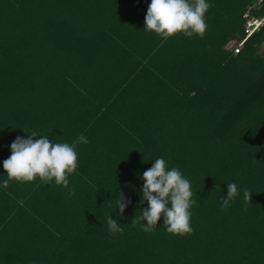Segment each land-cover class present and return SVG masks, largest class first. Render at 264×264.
Masks as SVG:
<instances>
[{"label": "trees", "instance_id": "1", "mask_svg": "<svg viewBox=\"0 0 264 264\" xmlns=\"http://www.w3.org/2000/svg\"><path fill=\"white\" fill-rule=\"evenodd\" d=\"M206 2L202 37L164 39L144 30L151 0H0V181L17 137L78 156L68 187L37 177L30 213H0V264H264V24L247 36L256 0ZM160 157L191 183L189 234L131 224Z\"/></svg>", "mask_w": 264, "mask_h": 264}, {"label": "clouds", "instance_id": "2", "mask_svg": "<svg viewBox=\"0 0 264 264\" xmlns=\"http://www.w3.org/2000/svg\"><path fill=\"white\" fill-rule=\"evenodd\" d=\"M209 7L206 0H151L145 16L144 30L155 32L164 39L178 33L187 37L194 34L202 37L207 27L204 17ZM28 136V139L17 137L11 144V155L3 161V168L8 177L3 181V185L7 187L10 180L32 182L39 177L43 182L54 181L57 185L68 187V176L75 173L78 167L74 146L68 143H53L48 136L33 139L38 137L36 133ZM75 143L87 144L88 140L80 135L73 142ZM143 180V200L147 201L148 207L142 211L139 218L135 216L132 219V226H136L141 220L146 221L142 230L151 232L163 216L168 233H191L190 209L197 201L192 199L191 183L182 176L181 171L175 167L169 170L165 159L160 157L143 173ZM237 192L235 183L227 184V196L223 198L222 210L229 207ZM120 193L116 209L122 214L128 202L123 193ZM244 201L246 205L251 201V191L247 189L244 190ZM106 223L110 233L123 232V228L112 216L106 217Z\"/></svg>", "mask_w": 264, "mask_h": 264}, {"label": "crops", "instance_id": "3", "mask_svg": "<svg viewBox=\"0 0 264 264\" xmlns=\"http://www.w3.org/2000/svg\"><path fill=\"white\" fill-rule=\"evenodd\" d=\"M94 97H96V96H94ZM93 113L95 114V112H93ZM88 114H89V112H88ZM94 114H92V115L95 117ZM95 118L97 119V117H95ZM81 124L82 125L80 127L82 128V131H84L85 127H89V126H86L85 120ZM80 133L81 132H79V134ZM75 135L77 137H79L78 134H75ZM62 143H64V142H62ZM66 143L72 144L69 142H66ZM80 144L81 143H77V146H79ZM86 145L87 144H81L79 148H82ZM0 176H1V174H0ZM1 180H3V179L1 178ZM0 182H2V181H0ZM37 184H38V181L34 180V181L28 182V183H19L16 186L7 185V187H5L3 185V182H2V184L0 185V213H10L14 208L17 207L18 204H20L22 206L26 205V206H24V209L17 210L18 213H30L31 212L30 211L31 200L29 201L30 203L28 205L24 204V203H25L26 199H28L26 197H28L30 195V192L33 189H37V186H38ZM4 191H6V193H3ZM7 193H9V194H7ZM25 193H27V194L24 195ZM7 195H9V198ZM13 211H15V210H13Z\"/></svg>", "mask_w": 264, "mask_h": 264}, {"label": "built area", "instance_id": "4", "mask_svg": "<svg viewBox=\"0 0 264 264\" xmlns=\"http://www.w3.org/2000/svg\"><path fill=\"white\" fill-rule=\"evenodd\" d=\"M263 0H256L257 4H261ZM251 13H247L246 16L248 17L246 21V29L245 32L247 35H250L252 32H254L256 29L260 27V25L264 24V16L262 17H255L251 16ZM243 46V40L242 42L237 44V47L234 49L236 53L240 52Z\"/></svg>", "mask_w": 264, "mask_h": 264}, {"label": "rangeland", "instance_id": "5", "mask_svg": "<svg viewBox=\"0 0 264 264\" xmlns=\"http://www.w3.org/2000/svg\"><path fill=\"white\" fill-rule=\"evenodd\" d=\"M257 6H259V4H257V3H255L254 5H252L251 7H250V9H249V12L251 13L250 15L251 16H254V14L252 13V11L254 10V9H256V7ZM248 12V13H249ZM247 19H248V17H246ZM237 47V44H234V45H232V47L230 48L232 51H235L234 49Z\"/></svg>", "mask_w": 264, "mask_h": 264}, {"label": "bare ground", "instance_id": "6", "mask_svg": "<svg viewBox=\"0 0 264 264\" xmlns=\"http://www.w3.org/2000/svg\"><path fill=\"white\" fill-rule=\"evenodd\" d=\"M251 34H253V32H252ZM251 34H250V35H251ZM250 35H247V36H250Z\"/></svg>", "mask_w": 264, "mask_h": 264}]
</instances>
